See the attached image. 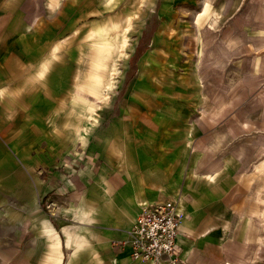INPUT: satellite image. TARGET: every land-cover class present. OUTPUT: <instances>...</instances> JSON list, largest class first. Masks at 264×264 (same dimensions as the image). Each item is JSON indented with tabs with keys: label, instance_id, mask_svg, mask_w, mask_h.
<instances>
[{
	"label": "rangeland",
	"instance_id": "obj_1",
	"mask_svg": "<svg viewBox=\"0 0 264 264\" xmlns=\"http://www.w3.org/2000/svg\"><path fill=\"white\" fill-rule=\"evenodd\" d=\"M0 15V257L43 264L55 218L99 228L165 185L181 203L234 188L217 264H264V0H0ZM102 197L120 199L107 220Z\"/></svg>",
	"mask_w": 264,
	"mask_h": 264
},
{
	"label": "crops",
	"instance_id": "obj_2",
	"mask_svg": "<svg viewBox=\"0 0 264 264\" xmlns=\"http://www.w3.org/2000/svg\"><path fill=\"white\" fill-rule=\"evenodd\" d=\"M38 19L39 18L35 16L31 20V23L33 25L36 24ZM6 28V16L0 15V40L3 38L2 36L5 35ZM131 68L135 69L134 67ZM118 103V107L121 111V120L126 119L129 114V117L132 118L131 98L127 96V93L125 96L121 97ZM226 122L227 124L224 125V128H228L230 119H227ZM214 131L213 136L216 137ZM222 132L227 139H235L237 136H244L243 134H240V131H237L234 134H232L229 129ZM218 133H220V131H218ZM228 148L231 149L232 144H229ZM262 148L264 150V147H261L260 152L262 151ZM136 151L139 152V148L136 149ZM213 152H215L214 149ZM134 158L133 160H135ZM167 175H169V173H167ZM118 181H116L115 188L116 191H121L118 188L120 187L121 182L117 183ZM166 187L167 186L165 185L157 186L149 189V191L142 190V188L133 190V196L128 198L131 206H128L127 204L124 206V203V209L121 210L119 207L117 208L120 204L118 203L120 201L119 198L116 201H113V199L108 201L102 197L103 203L100 209L102 214H105L106 212V220L112 216L110 210L116 209L117 214L119 209L124 213L120 216H116L99 228H93L92 224H84L80 227L68 226L69 224H66L65 221L57 220V218H55V253L53 254V257L49 259L50 253L48 252L46 254L47 258H43V264H153L150 261L134 259L131 255V247L129 245H122L120 242L127 238L128 230L134 224L140 213L141 204L144 201L152 202L158 199H175L169 195L167 190H165ZM122 190L124 191L125 189L122 188ZM233 192L234 188L226 190L224 192L226 193L225 195L224 193H218L221 199H218L217 201V199L205 200L198 196L194 197L190 195L187 192V188H185L181 204L186 216L183 218L181 225L178 245L180 248V256L186 260V264H217L218 259L222 256V252L224 251V255H226L227 249L234 246V243L227 241L229 235L225 237V239L221 238V235L226 231L227 234L235 233V231H228V228H225L226 225L231 227L232 224L228 222L227 217L225 218L223 215V205L225 209L226 207L229 208L228 211L230 209L234 210L232 211V215L236 214L238 210L233 204V202H235V195L238 192ZM47 197L48 195L45 198L47 199ZM217 202L220 203L219 208ZM214 203L216 204L213 205ZM240 206V208L243 209L245 207L243 202ZM69 216L72 215L69 214ZM208 219H211V221ZM241 242L244 243L243 241ZM8 263L34 264L30 259L29 261L27 258L25 259L24 256L17 257L13 263L10 259H7L6 256L4 258L0 257V264Z\"/></svg>",
	"mask_w": 264,
	"mask_h": 264
},
{
	"label": "built area",
	"instance_id": "obj_3",
	"mask_svg": "<svg viewBox=\"0 0 264 264\" xmlns=\"http://www.w3.org/2000/svg\"><path fill=\"white\" fill-rule=\"evenodd\" d=\"M183 218L184 211L178 199L144 201L127 238L120 244L131 247L134 259L153 264H186L178 245Z\"/></svg>",
	"mask_w": 264,
	"mask_h": 264
},
{
	"label": "bare ground",
	"instance_id": "obj_4",
	"mask_svg": "<svg viewBox=\"0 0 264 264\" xmlns=\"http://www.w3.org/2000/svg\"><path fill=\"white\" fill-rule=\"evenodd\" d=\"M204 43H205V41H203V46L205 45ZM257 50H258V52H261L262 53L264 51V45H261V46L257 47Z\"/></svg>",
	"mask_w": 264,
	"mask_h": 264
}]
</instances>
